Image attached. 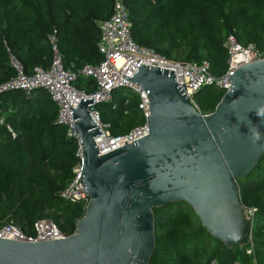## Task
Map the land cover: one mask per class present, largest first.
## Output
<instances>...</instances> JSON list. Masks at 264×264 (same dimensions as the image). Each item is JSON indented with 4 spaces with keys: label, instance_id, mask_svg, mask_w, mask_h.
<instances>
[{
    "label": "trees",
    "instance_id": "trees-1",
    "mask_svg": "<svg viewBox=\"0 0 264 264\" xmlns=\"http://www.w3.org/2000/svg\"><path fill=\"white\" fill-rule=\"evenodd\" d=\"M114 0H0V83L15 70L10 54L27 74L34 66L48 67L47 34L57 29L65 67L76 69L101 59L97 21L108 18ZM134 41L177 61L208 60L210 71L227 68L224 42L233 33L239 44L264 49V0H123ZM87 92L92 79L78 77ZM223 90L204 86L193 98L198 110L212 112ZM138 95L113 91L112 101L96 105L100 120L112 135L127 133L144 118ZM57 106L43 88L0 94V225L12 221L33 234L39 218L52 220L65 235L75 231L84 214L80 202L63 199L60 190L72 179L77 140L55 122ZM11 128L13 134L9 131ZM236 184L250 212L253 255L245 246L227 248L201 225L183 201L153 208L155 246L149 264H264V154ZM248 236V237H249Z\"/></svg>",
    "mask_w": 264,
    "mask_h": 264
},
{
    "label": "water",
    "instance_id": "water-1",
    "mask_svg": "<svg viewBox=\"0 0 264 264\" xmlns=\"http://www.w3.org/2000/svg\"><path fill=\"white\" fill-rule=\"evenodd\" d=\"M127 79L146 92L148 133L100 155L88 110L93 99L69 107L81 147L79 181L89 197L84 214L59 239L0 238V264H149L153 208L179 201L227 248L246 244L251 218L236 179L264 154V59L237 68L205 114L170 70L141 65Z\"/></svg>",
    "mask_w": 264,
    "mask_h": 264
},
{
    "label": "built area",
    "instance_id": "built-area-1",
    "mask_svg": "<svg viewBox=\"0 0 264 264\" xmlns=\"http://www.w3.org/2000/svg\"><path fill=\"white\" fill-rule=\"evenodd\" d=\"M97 25L100 32L97 42V49L101 54L99 61L84 63L76 69L65 67L63 54L59 48L57 29L52 28L47 34L51 48L49 66L46 68L40 65L34 66L32 72L27 74L23 64L10 54V62L15 73L7 81L0 83V94L12 90L30 92L34 89L43 88L56 104L55 122L64 125L67 129V135L77 140L76 156L79 158L72 169V179L59 193L63 199L80 202L84 208L89 197L83 184L79 181L81 147L70 111V108L73 110L77 106L80 99H93L88 110L100 131V135L94 137V143L99 154L104 155L126 143L134 142L148 133L146 119L149 115V106L146 92L127 79L135 73L139 66H154L172 71L177 84H184L191 105L198 109L193 98L198 90L204 86H212L226 91L230 86L229 77L237 68L264 59V49H259L255 44L246 46L239 44L233 33H229L224 42L227 52V68L220 76L211 73L208 60L189 62L169 59L155 49L134 41L131 34V22L123 0H114L111 15L100 20ZM78 77L92 79L95 88L90 92L77 88L75 82ZM118 88L129 89L138 95V107L142 111L144 122L134 126L125 134L112 135L108 126L100 120V112L96 105L111 102L113 91ZM7 127L14 135L11 128ZM33 229V234H27L12 221L6 222L0 225V238L37 242L66 236L48 218L37 219L33 223ZM244 246L246 253L253 255L250 236ZM253 263L256 264L255 259H253Z\"/></svg>",
    "mask_w": 264,
    "mask_h": 264
},
{
    "label": "rangeland",
    "instance_id": "rangeland-1",
    "mask_svg": "<svg viewBox=\"0 0 264 264\" xmlns=\"http://www.w3.org/2000/svg\"><path fill=\"white\" fill-rule=\"evenodd\" d=\"M194 101H195V100H194ZM4 118H5L4 115H3V116H0V122H1V123L4 121ZM74 166H75V165H74ZM74 166H73V167H74ZM73 167H72V169H73ZM250 212H251V211H250ZM250 212L247 211V214H248L249 216H250Z\"/></svg>",
    "mask_w": 264,
    "mask_h": 264
},
{
    "label": "crops",
    "instance_id": "crops-1",
    "mask_svg": "<svg viewBox=\"0 0 264 264\" xmlns=\"http://www.w3.org/2000/svg\"><path fill=\"white\" fill-rule=\"evenodd\" d=\"M99 21H97V24H98Z\"/></svg>",
    "mask_w": 264,
    "mask_h": 264
}]
</instances>
